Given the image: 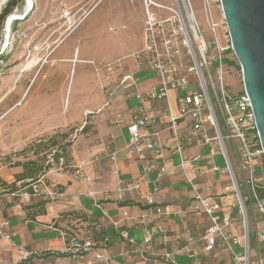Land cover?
Masks as SVG:
<instances>
[{
    "label": "crops",
    "instance_id": "crops-1",
    "mask_svg": "<svg viewBox=\"0 0 264 264\" xmlns=\"http://www.w3.org/2000/svg\"><path fill=\"white\" fill-rule=\"evenodd\" d=\"M128 12L134 16L130 21H136L139 28L128 35L134 40L131 48L134 54L142 45L144 16L142 9L134 12L126 7H121L117 15L123 19ZM149 74L152 75L150 80L141 84L137 80L135 90L138 93H145L157 85L155 75ZM175 95V92H170L167 100L147 102V111L154 118L153 128H167V108L175 112ZM133 100L136 98L130 92L119 89L107 107H104L107 96L102 92L92 95L89 105L77 107L76 112H81V116L84 112L95 114L93 121L89 122L92 127L85 133L82 132L84 126L79 127L81 133L71 141L66 168L58 170L51 165L42 175L38 171L36 174L39 175L29 187L24 184L29 183L30 178H16L25 172L22 166L9 169L12 171L9 177L0 175L2 181L14 186L13 189L0 186V218L6 222L3 228L5 236H0V264L232 263L226 249L203 252V237L209 220L206 215L191 211L194 192L187 183V179L193 180L198 192L220 204L221 214L234 217L237 235L240 234L238 214L234 216L235 199L231 191L225 190L229 181L220 172L225 163L216 143L183 146L182 155L186 163L181 166L171 134L164 130L161 134L163 155L171 165L168 172L158 178L159 158L144 152L138 159L124 150L128 140V110L137 103L129 104ZM16 106L12 104L8 109H16ZM74 115L68 117L65 126H70ZM187 125L189 121L186 119L177 121L180 132ZM208 134L213 135L211 131ZM110 151L116 153L115 161L105 157L104 153ZM81 163L85 164L81 171L89 181L73 179L74 168ZM213 167L219 170H212ZM135 181L145 182L141 193L149 192L156 205L167 206V215H155L135 192H126L121 200L116 198L119 186ZM43 184L52 187L60 197L51 199L45 196ZM158 226H161V231L157 230ZM147 232L151 233V243L159 256L143 261L137 250L144 244ZM69 238L77 241L90 239L94 244L93 251L82 256L65 252ZM190 240L196 252L191 258L183 251ZM95 252L107 257L108 261L95 259ZM164 254L170 255L171 259L167 260Z\"/></svg>",
    "mask_w": 264,
    "mask_h": 264
},
{
    "label": "built area",
    "instance_id": "built-area-1",
    "mask_svg": "<svg viewBox=\"0 0 264 264\" xmlns=\"http://www.w3.org/2000/svg\"><path fill=\"white\" fill-rule=\"evenodd\" d=\"M7 3L8 0H0V16ZM140 4L144 16L142 45L132 57L136 67L146 69L155 75L157 85L145 93H138L135 90L137 79L125 75L113 90L103 88L107 96L104 107L109 105L119 89L127 90L136 98V105L128 110L129 122L126 126L128 140L124 150L138 159L143 157L144 152L159 158L161 164L158 168V178H161L171 165V161L163 155L161 134L164 130L171 134L174 150L180 156L181 166L186 163L182 155L183 146L194 143L211 145L215 142L225 163L220 172L229 181L225 190L231 191L235 199L234 208L237 209L240 234L237 235L234 217L230 214H221L220 204L211 197L203 196L198 192L193 180L187 179L194 192L191 211L202 213L209 220L203 237V252L226 249L231 257V264H264L263 151L247 94L243 90L237 94L232 93L224 85L222 60L225 59L226 52L232 50L230 40L228 45L221 43L219 24L213 17V7L220 6V1L201 0L207 28L211 34L209 42L203 38L199 30L190 0H171L169 5L155 0H140ZM25 8L26 0L23 10ZM31 9L32 7L28 11H23L22 15L26 16ZM20 21L22 19H15L11 25ZM225 29L227 33L226 25ZM211 68L215 69L214 74H211ZM181 91L183 94H178ZM170 92L176 93L174 97L176 110L171 112L168 107L167 128L155 129L154 118L147 111L146 104L149 101L167 100ZM185 119L189 121V125L180 132L177 121ZM208 131L213 135L210 136ZM104 155L115 161L114 151ZM48 163L55 164L58 170L67 167L63 157L56 161L51 158ZM84 165L81 163L74 168L75 181H89L81 171ZM257 166L263 169L261 175L255 174ZM212 170L219 169L213 167ZM144 184L143 181H135L132 184L121 185L116 189V198L121 200L126 192H135L139 200L150 206L155 215H167V206L156 205L149 192L141 193ZM43 193L51 199L60 197L58 192L46 184H43ZM5 225V220L0 218V236H5L3 232ZM157 230L161 231V226H158ZM151 240L152 235L147 232L144 244L137 250L143 261L159 256ZM250 241L254 242V247ZM68 242L69 247H66L65 252L78 256L91 252L94 248L90 239L77 241L69 238ZM192 244L193 241L190 240L183 249L190 258L196 255ZM94 254L97 260L108 261L101 253ZM164 257L167 260L171 259L170 255L164 254Z\"/></svg>",
    "mask_w": 264,
    "mask_h": 264
},
{
    "label": "rangeland",
    "instance_id": "rangeland-1",
    "mask_svg": "<svg viewBox=\"0 0 264 264\" xmlns=\"http://www.w3.org/2000/svg\"><path fill=\"white\" fill-rule=\"evenodd\" d=\"M13 1L8 15L14 14L15 9L16 14H22L25 0ZM155 1L169 5L171 0ZM33 2L27 16L10 26L8 43L5 40L8 15L0 21V175L3 178L12 174L9 169L20 167L18 164L38 169L42 163L46 166V160L54 157L56 161L55 156L60 154L55 151L65 161L69 160L67 151L71 141L81 133L79 127L85 126L86 130L92 127L89 122L95 114L84 112L81 116V112H76L77 107L89 105L92 95L104 94L103 88L114 89L125 75H131L139 84L152 78L148 70L136 67L131 56L134 40L128 35L139 29L136 21H130L134 16L129 12L123 19L117 15L121 7L134 12L142 9L140 0ZM190 2L203 38L211 41L201 0ZM213 17L219 24L221 43L228 45L220 6L213 7ZM32 59L38 63L25 71L24 66ZM222 65L225 88L240 93L241 71L232 52H226ZM210 71L214 74L215 69ZM134 103V100L129 102ZM12 104H17L16 109L9 110ZM74 113L73 122L65 126ZM262 173L263 169L257 166L255 174ZM250 243L254 247V242Z\"/></svg>",
    "mask_w": 264,
    "mask_h": 264
},
{
    "label": "water",
    "instance_id": "water-1",
    "mask_svg": "<svg viewBox=\"0 0 264 264\" xmlns=\"http://www.w3.org/2000/svg\"><path fill=\"white\" fill-rule=\"evenodd\" d=\"M231 50L241 71L264 161V0H219Z\"/></svg>",
    "mask_w": 264,
    "mask_h": 264
},
{
    "label": "trees",
    "instance_id": "trees-1",
    "mask_svg": "<svg viewBox=\"0 0 264 264\" xmlns=\"http://www.w3.org/2000/svg\"><path fill=\"white\" fill-rule=\"evenodd\" d=\"M13 5H14V1L13 0H11L10 2H8V4L6 5L5 9L3 10V12H2V14L0 16V21L5 17V15H8V13L12 9ZM230 64L232 65V62H230ZM82 132L83 133L86 132L85 126L82 128ZM54 145H56V144H54ZM55 153L60 154V155L55 156L56 157L55 160H58L59 157H62V155H61L60 152L55 151ZM51 157H53V156H51ZM52 159H54V157ZM45 162H46V166H44L43 163H42V166L39 167L38 169L29 168L28 167V164H18L19 166H22L24 168L25 172L23 174H21V175H17L16 178L17 179H25L26 177L30 178L31 179L30 182L24 184V186H28L29 187L30 186V183H32L35 180L36 175H39V174H36V173H38V171H40L41 172L40 174L42 175L46 171H48V169L51 167V164L48 163V160H46ZM28 163L30 164V166L35 165V163H33V162H28ZM0 186H2L4 189H6V188L13 189L14 188L13 185H8L6 182L2 181L1 179H0Z\"/></svg>",
    "mask_w": 264,
    "mask_h": 264
},
{
    "label": "bare ground",
    "instance_id": "bare-ground-1",
    "mask_svg": "<svg viewBox=\"0 0 264 264\" xmlns=\"http://www.w3.org/2000/svg\"><path fill=\"white\" fill-rule=\"evenodd\" d=\"M33 4H34L33 0H26V8L23 11L25 12V11H28L31 7L33 8ZM22 14H19V15L13 14V15H10L8 17V19L6 21V35H5L6 36L5 37L6 43H8V40L10 38V29L9 28H10V25L13 22V20H15V19H22L23 20L27 16V14H26V16H23ZM37 63H38L37 60L32 59L31 61L26 63V65L24 66V70L30 71Z\"/></svg>",
    "mask_w": 264,
    "mask_h": 264
}]
</instances>
